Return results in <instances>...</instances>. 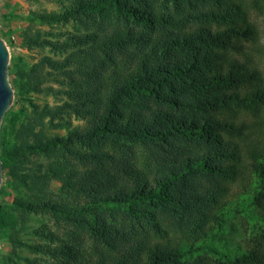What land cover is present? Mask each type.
<instances>
[{
	"label": "trees",
	"instance_id": "16d2710c",
	"mask_svg": "<svg viewBox=\"0 0 264 264\" xmlns=\"http://www.w3.org/2000/svg\"><path fill=\"white\" fill-rule=\"evenodd\" d=\"M53 1L29 22L72 31L28 28L52 56L13 75L54 104L0 128L3 263L264 264V0Z\"/></svg>",
	"mask_w": 264,
	"mask_h": 264
},
{
	"label": "rangeland",
	"instance_id": "374dc122",
	"mask_svg": "<svg viewBox=\"0 0 264 264\" xmlns=\"http://www.w3.org/2000/svg\"><path fill=\"white\" fill-rule=\"evenodd\" d=\"M59 9L60 4L53 0H0V38L3 40L9 52L8 81L13 90V101L6 113L8 111H16L15 104L18 100L23 109L21 113L22 115L25 114L28 111L27 101L24 100L25 98L31 99L37 104H43L44 102H47L50 105L54 104L52 97L24 93L25 88L23 79L15 77L13 72L18 68L26 69L30 67L43 56H52V53L49 52L48 48L21 47L22 34L28 28H32V30L36 28L41 31H52L53 33L72 31L71 24H52L49 26L39 22L38 20L29 22V19L32 17V13L57 12ZM58 38L60 39V37ZM259 46L264 47V42L263 44L260 43ZM77 124V121L72 120L73 126ZM49 133L51 135H64L66 132L65 129H62L51 130ZM59 186L60 185L58 183L53 182L51 184L50 191L53 193L56 192V189ZM1 189H4L5 191L4 194L0 193V200L4 202L11 201V199L16 195H21L20 190H14L8 178L3 173V170L1 173L0 191ZM242 217L247 218V216L243 215L240 211L231 210V213L225 217V226L227 227L226 232L219 236L215 241V244L219 248L226 250L230 255H234L233 249H240L241 251L244 250V240L246 239V234L243 232L242 222L246 220L242 219ZM43 223H47L49 226L51 225L50 221L45 217H37L36 221L31 222V225L37 227ZM7 251V244L0 241V255ZM0 264H4L1 259Z\"/></svg>",
	"mask_w": 264,
	"mask_h": 264
},
{
	"label": "water",
	"instance_id": "95a60500",
	"mask_svg": "<svg viewBox=\"0 0 264 264\" xmlns=\"http://www.w3.org/2000/svg\"><path fill=\"white\" fill-rule=\"evenodd\" d=\"M9 52L3 40L0 38V124L13 101V90L8 81ZM2 165L0 161V183Z\"/></svg>",
	"mask_w": 264,
	"mask_h": 264
}]
</instances>
